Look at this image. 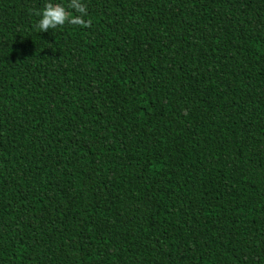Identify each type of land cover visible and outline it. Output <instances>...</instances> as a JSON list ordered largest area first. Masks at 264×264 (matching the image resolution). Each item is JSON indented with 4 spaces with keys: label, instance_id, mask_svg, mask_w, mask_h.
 I'll return each mask as SVG.
<instances>
[{
    "label": "trees",
    "instance_id": "trees-1",
    "mask_svg": "<svg viewBox=\"0 0 264 264\" xmlns=\"http://www.w3.org/2000/svg\"><path fill=\"white\" fill-rule=\"evenodd\" d=\"M46 2L0 0V264H264V0Z\"/></svg>",
    "mask_w": 264,
    "mask_h": 264
},
{
    "label": "clouds",
    "instance_id": "clouds-1",
    "mask_svg": "<svg viewBox=\"0 0 264 264\" xmlns=\"http://www.w3.org/2000/svg\"><path fill=\"white\" fill-rule=\"evenodd\" d=\"M36 15L39 19L35 24V28L40 32H48L50 29L62 27L66 23L84 28L91 26V20L85 19L88 11L83 0H68L66 7L64 4L53 3L48 0Z\"/></svg>",
    "mask_w": 264,
    "mask_h": 264
}]
</instances>
